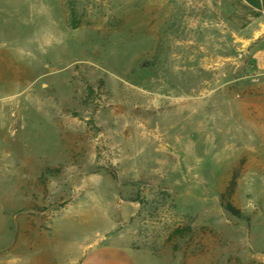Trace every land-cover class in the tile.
Returning a JSON list of instances; mask_svg holds the SVG:
<instances>
[{
    "label": "rangeland",
    "instance_id": "1",
    "mask_svg": "<svg viewBox=\"0 0 264 264\" xmlns=\"http://www.w3.org/2000/svg\"><path fill=\"white\" fill-rule=\"evenodd\" d=\"M227 13L0 0V264H264L260 45Z\"/></svg>",
    "mask_w": 264,
    "mask_h": 264
},
{
    "label": "crops",
    "instance_id": "2",
    "mask_svg": "<svg viewBox=\"0 0 264 264\" xmlns=\"http://www.w3.org/2000/svg\"><path fill=\"white\" fill-rule=\"evenodd\" d=\"M228 10L227 20L232 28L246 38L248 43L260 46L253 52L254 63L264 73V0H215ZM250 36V37H249Z\"/></svg>",
    "mask_w": 264,
    "mask_h": 264
},
{
    "label": "trees",
    "instance_id": "3",
    "mask_svg": "<svg viewBox=\"0 0 264 264\" xmlns=\"http://www.w3.org/2000/svg\"><path fill=\"white\" fill-rule=\"evenodd\" d=\"M180 231H181V230H179V229H176V230L174 231V233H173V234H176V235H177V234H179V233H180Z\"/></svg>",
    "mask_w": 264,
    "mask_h": 264
},
{
    "label": "water",
    "instance_id": "4",
    "mask_svg": "<svg viewBox=\"0 0 264 264\" xmlns=\"http://www.w3.org/2000/svg\"><path fill=\"white\" fill-rule=\"evenodd\" d=\"M263 29H264V26H263L262 30L259 33H257L256 37H258V35L261 34V32L263 31Z\"/></svg>",
    "mask_w": 264,
    "mask_h": 264
}]
</instances>
